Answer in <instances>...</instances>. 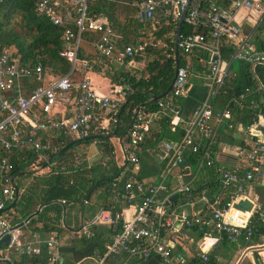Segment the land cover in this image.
<instances>
[{"label":"built area","instance_id":"built-area-1","mask_svg":"<svg viewBox=\"0 0 264 264\" xmlns=\"http://www.w3.org/2000/svg\"><path fill=\"white\" fill-rule=\"evenodd\" d=\"M90 1L34 3L38 16L52 26L63 27L62 39L67 47L59 57L69 63L66 74L54 76L39 67H20L10 51H0V240L7 237V247L18 258L42 255L44 264H61L58 235L50 231L43 240L34 235L26 238L7 221L5 207L16 198L10 158L18 152H28L26 167L33 172L49 170L53 141L60 145L66 139L83 140L93 133L106 135L110 124L116 123L129 93L127 88L114 86L100 94L85 75L76 78L78 70L89 69L86 62L77 60L83 33L97 35L95 41L85 43L114 69L135 68L140 63L134 58L146 46L139 43L118 48L109 26L88 19ZM124 4L137 9L139 18L148 23L163 20L177 26L183 15L181 25L205 30L178 34L175 47L180 62L177 58L168 93L172 98H185L192 77L203 85L205 94L187 117L171 110L167 101H158L154 112H136L123 140L117 139L120 162L109 181L111 204L81 228L82 234L92 238L89 227L105 226L112 230V239L104 246L102 256L79 264H107L119 258L122 263H144L153 257L162 264H187L192 260L209 264L212 246L249 242L256 226L264 223V206L248 196L264 155V138L257 129L263 118L256 114L250 126L244 127L233 123L232 115V110L241 111L244 103L254 109L253 96H259L261 88L258 85L232 92L220 109L214 108L215 96L233 60L249 64L251 71L256 66L264 67V39L260 49L251 41L253 30L264 16V0H125ZM247 19L251 24L246 23ZM224 48L231 49L227 57L223 55ZM192 64L199 68L193 70ZM31 82L38 85L30 86ZM248 97L251 99L245 102ZM60 109L66 112L61 114ZM168 109L172 112L170 130L179 126L183 133L177 141H160L150 149L158 174L156 182H147L138 176L142 152L139 145ZM222 129L241 132L250 140L239 156L244 158L245 166L225 168L217 164L216 147ZM205 170L211 171L212 184L197 181ZM244 200L251 204L248 212L233 207ZM126 207L133 208L129 218L121 212Z\"/></svg>","mask_w":264,"mask_h":264},{"label":"trees","instance_id":"trees-1","mask_svg":"<svg viewBox=\"0 0 264 264\" xmlns=\"http://www.w3.org/2000/svg\"><path fill=\"white\" fill-rule=\"evenodd\" d=\"M125 0H91L87 6V17L90 20H98L105 26H109L116 36L117 47L124 45L135 46L139 43H145L146 46L140 56L134 58L136 63H140L141 67L138 73L130 72L126 69H113L106 62L96 57L94 50L89 53L86 41H95L96 34L85 32L82 34L84 46L78 49L77 60L86 62L89 66L88 70H78L76 76L82 77L86 73H100V69L104 70V77L108 79L110 87L121 86L127 88L128 96L119 109L116 116V123L110 124L107 138L98 139L102 148L110 153L112 147L107 143L110 138L123 140L126 135L128 126L135 118L136 111L139 114H148L157 109L158 101H167L171 110L182 113L183 98H172L170 94L151 102L150 98L161 95L171 83L174 76V57L173 46L176 33V24L171 21L159 20L148 23L139 18L137 9L124 4ZM35 0H0V51L8 50L11 57L15 58L20 67L34 69L39 67L42 72L52 73L54 76H62L67 73L69 63L59 57V53L66 49L67 44L62 39L63 27H56L49 24L44 18L38 16L34 10ZM202 29H194L185 26L179 28L180 35H187L193 32H204ZM264 39V16L259 21L251 34V41L256 49L261 48ZM92 49L93 47L90 46ZM225 57L231 53V49H223ZM196 54V53H195ZM178 61L179 55H178ZM193 62V57L190 59ZM107 67L109 69L107 70ZM204 67V66H203ZM199 67L192 64V69ZM136 69V68H135ZM103 73V71H101ZM33 80V75L31 76ZM38 85L30 83V86ZM260 86V95L253 96L256 107L248 108L244 103L241 111L232 110L233 123H240L244 127L251 124V119H255V115L259 114L264 120V67L256 66L250 70L249 64L240 60H233L228 69V75L215 96L214 108L220 109L228 96L232 92L239 93L244 88L255 89ZM251 97L245 99L247 102ZM168 109L166 116L155 122L148 130L144 140L140 143V151L149 150L155 147L160 141H177L182 136V130L177 126L174 131L170 130L172 112ZM184 117V116H183ZM113 134V137L110 135ZM101 136L93 133L90 137L83 140L66 139L60 145L57 141H53V151L48 155L52 164L50 171L47 172H30L24 173L25 166L28 165L30 159L29 153L18 152L10 158L12 165V175L31 174L40 176L39 180L45 187L41 204L46 206H55L57 200L63 201L77 197L76 185L72 182L70 171L75 163L74 150L72 147L81 141L95 140V137ZM74 144L60 154L55 155L69 143ZM100 170V164L96 165ZM64 169L63 171H60ZM72 169V170H71ZM98 169H91L92 177L91 185L86 190L83 198L85 199L91 193L94 186L98 187L107 184L110 179L117 173L118 168L113 169L111 176L100 173L98 177L95 174ZM22 175V176H23ZM42 175H46L42 177ZM140 178V177H139ZM70 181V182H69ZM15 189H19L15 186ZM60 201V202H61ZM11 205L8 203L5 207L7 221L12 227L18 226L30 214L28 210L31 199L22 198V200ZM25 204L22 206V204ZM37 215V214H36ZM35 215V216H36ZM33 218H29L21 229H30ZM42 230L49 232L47 224H42ZM53 229V228H52ZM264 229V224L261 229ZM31 228V231H34ZM90 231H94V227H90ZM33 233V232H32ZM24 235V234H23ZM28 235V234H27ZM95 236V234H94ZM113 233L109 228L100 230L98 242L96 244L97 255L102 256L104 253V244L110 243ZM89 240L83 241L86 244ZM0 264L2 262L0 261ZM11 264H44L43 256L21 258L17 263ZM63 264V263H62ZM187 264H200L196 260H192ZM209 264H214L210 259Z\"/></svg>","mask_w":264,"mask_h":264},{"label":"crops","instance_id":"crops-1","mask_svg":"<svg viewBox=\"0 0 264 264\" xmlns=\"http://www.w3.org/2000/svg\"><path fill=\"white\" fill-rule=\"evenodd\" d=\"M100 74H102L101 71ZM100 74L98 73L96 75L101 76ZM77 78L79 79L81 78V76ZM190 81L193 82V84H190ZM92 87L96 92L104 94V92H101V89L95 88L94 86ZM109 87L110 85L108 86V88ZM204 94L205 88L203 87V85L200 84L197 79L189 78V87L185 99L183 100L182 116L187 117L190 112L200 103ZM59 112L63 114L64 112H66V110L60 109ZM257 129L260 131L261 135L264 138V120L258 123ZM109 145L112 147V151L110 153L105 151L102 148L101 143L99 142V157L97 158V160L92 162L86 159L85 154L81 155L78 154V152L73 151L76 157L73 161L75 163L72 165L73 170L71 169L72 172L70 171V175L72 177L71 179L73 180L72 182L76 185L77 189V197L75 199H68L64 204H61V200H57L54 207L42 205L40 203V200L42 198V193L45 187H43V183L41 182V180H35L37 175H32L31 178H29L28 189L20 186L19 190L17 191V195L15 198L17 203L18 201L22 200V198L29 197L31 199V204L28 209L30 211V214L24 221L19 224L21 225V227H19L20 231H22V234H24L26 238H30L32 235L36 237L38 236L39 238L41 234H44L46 236V234L48 233L44 232L41 228L42 224H47L49 230L55 231L57 235L59 234L58 232H61L63 236L58 246V254L61 260V264H79L84 261H92V258L97 256L96 244L98 242V235H100V230H103L106 227L98 225L91 226L94 227L93 232L90 231L89 227L88 230L93 234L92 238L86 237L84 234H82L81 228H85V226L90 223L94 215L99 210L110 206L111 199L108 192L109 182L98 187L94 186L93 190H91V193L88 194L85 199L83 198V195L91 185V169H98L96 165L100 164L101 166L100 170L98 169L97 172L95 171V174L97 175L96 177H98L100 173L111 176L114 171L113 169H117V166L119 164V157L115 156L113 145ZM249 145L250 140L244 137L241 132L230 133L222 129L220 131L219 142L216 147L215 156L217 164L225 168H229L232 166H245L246 162L244 158L239 156L241 154L240 152L248 148ZM140 159L141 165L138 176L147 182H156L158 168L153 155H151L150 153V149L142 151ZM63 170L64 169L60 171ZM210 173V170L203 171L197 181L199 183L204 182L206 184H212L213 182L209 180V178H212L209 175ZM22 175L23 174L15 175V180L18 179V176ZM20 185L23 184L20 182ZM14 186L16 185L14 184ZM171 186H173V184ZM248 196L252 199H255L258 203L264 206V155H262L260 158L258 170L254 173L253 182L248 188ZM14 201L11 203V205L15 203ZM171 201L174 202V199ZM24 204L25 202L22 204V206ZM61 211L62 225L60 220ZM121 212L124 218H129L133 214V208L126 207L123 208ZM29 218H33V223H31L30 229H21L26 220H29ZM263 224L264 223L258 224L256 226L257 231L254 234L252 240L249 242H240L236 246H229L226 244H217L215 246H212L208 251L209 261L210 259L213 260L214 264L217 260L220 261V264H257L258 262L264 263V245L262 244V242L264 241V229L259 230V228L261 229ZM31 228H34L35 230L31 231ZM85 240H89V242H87L86 244H81ZM105 245L106 244L103 243V246ZM220 248H224L226 250L228 249L229 253L227 251V253L223 255L229 256L225 258L218 257V254L221 250ZM2 249L3 245L0 244V252ZM10 257L4 256L1 253L0 261L2 262V264H9L17 263V261L21 259L15 255H11ZM107 264L162 263L157 257H153L144 263H122V259L119 258Z\"/></svg>","mask_w":264,"mask_h":264},{"label":"rangeland","instance_id":"rangeland-1","mask_svg":"<svg viewBox=\"0 0 264 264\" xmlns=\"http://www.w3.org/2000/svg\"><path fill=\"white\" fill-rule=\"evenodd\" d=\"M246 23L251 24L250 20H248V19L246 20ZM245 30L247 31V29H245ZM84 45H85V43H83V41H81V46H84ZM87 47H88L87 50L89 51V53H92L93 52V49L90 46H87ZM203 66H204V68H206V64L205 63H203ZM140 67H141V65L139 64V65H135V68L136 69L135 68H132V69L128 68L126 70H128L130 72L138 73L137 70L140 69ZM108 69H109V67H107V70ZM112 70H113V68H112ZM104 73H105L104 70H103V73H102L103 75L99 73L101 76H98V75H96L94 73H86V76L85 77L90 80L92 86H94L95 88L101 89V92L107 93L108 92V89H109L108 88L109 81H108V79L102 77V76L105 75ZM189 78L192 79V77H189ZM191 83L193 84V82L190 81V84ZM183 99H185V98H183ZM242 135L247 138V136H245L244 134H242ZM107 143L113 145L114 154H115L116 157H119V153H118V148L119 147H118V143H117V138H110L107 141ZM70 150H74V151L78 152V154H81V155L82 154H85L86 155V159L88 161H90V162L97 160V158L99 157V154H100V146H99L98 139L88 140L87 142L81 141V142H79V144H77L76 146L72 147ZM119 161H120V158H119ZM119 161H118V163H119ZM33 171H34L33 169H31L29 167H26V166H25V168L23 170L24 173H30V172H33ZM48 171H50V170H48ZM45 172H47V170L44 171V173ZM31 176H32L31 174H27V175L24 174L23 176H18L17 177L18 179L15 180V183L14 184L17 186L18 189L20 188V186L21 187L23 186L24 188L28 189L29 188V178H31ZM45 176L42 175V177H45ZM39 178H40V176H37L35 178V180L38 181ZM20 182L23 185H20ZM60 220H61V225H62V211L60 213ZM58 233H59L58 234V240H59V242H61L63 235L61 234V232H58ZM44 238H45V235L44 234H41L39 236V239L40 240H43ZM220 249L221 250H220V252L218 254V257L225 258V257H228L229 256V255H223V254L227 253L228 249L227 250L224 249V248H220ZM1 253H2V255L9 256V257L11 255H13L12 251L7 246H3V249L1 250L0 254ZM228 253H229V251H228ZM9 264H11V263H9ZM215 264H220V261H218V260L215 261Z\"/></svg>","mask_w":264,"mask_h":264},{"label":"water","instance_id":"water-1","mask_svg":"<svg viewBox=\"0 0 264 264\" xmlns=\"http://www.w3.org/2000/svg\"><path fill=\"white\" fill-rule=\"evenodd\" d=\"M182 19H183V15L181 16V18L177 22L176 33H175V40H174V46H173V53H174L173 54V57H174L175 67L177 65V51H176L175 43H176L177 38H178L179 28L181 26ZM172 83H173V79H172L171 83L168 85L167 89L161 95L155 96V97H151L150 98V101L151 102H156L159 99L165 97L169 93V91L171 89V86H172ZM110 137H113V134L110 135ZM104 138H107V135H101V136L95 137V139H104ZM73 144H74V142L69 143L64 148H62L59 152L55 153V155L62 153L63 151H65L66 149H68L69 147H71ZM15 194L17 195V190L16 189H15ZM173 199H171V200H173ZM233 207L235 209H237V210L248 212L250 210V208H251V204L248 201L244 200V201H239L238 203L234 204ZM19 227H21V225H18V226L14 227V228L15 229H18ZM0 244H2L3 246H7L8 245V238L7 237H3L0 240Z\"/></svg>","mask_w":264,"mask_h":264}]
</instances>
